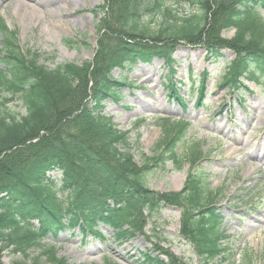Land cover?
Returning <instances> with one entry per match:
<instances>
[{
  "label": "trees",
  "instance_id": "obj_1",
  "mask_svg": "<svg viewBox=\"0 0 264 264\" xmlns=\"http://www.w3.org/2000/svg\"><path fill=\"white\" fill-rule=\"evenodd\" d=\"M108 1L111 10L99 9L112 17L106 29V22L98 24L105 38L94 65L39 66L41 55L25 51L17 31L2 23L0 264L10 247L41 249L39 255L47 254L59 264L45 246L48 235L57 237L76 227L92 232L98 222L115 229L125 222L132 225L131 204H144L141 199L150 197L146 178L154 165L172 161L178 170L186 164L191 170L198 166L199 145L187 144L185 128L171 120L160 125L162 136L153 155L138 164L131 151L130 131L119 129L103 109V102L119 101L122 88L130 85L126 75L114 77L115 69L130 70L154 58L170 64L179 46L201 44L205 36L204 45L216 58L224 57L221 50L229 45L237 51L236 60L225 64L220 85L239 89L243 78L260 80L264 75V0ZM187 3L198 5L199 11L180 9ZM92 11L99 14L96 8ZM232 30L230 39L221 35ZM89 85L93 95L84 103ZM177 86L174 82L175 92ZM78 92L83 93L81 98L75 97ZM19 102L23 113L13 107ZM54 172L57 177H52ZM196 175L189 174L182 191L159 198L185 212L184 224L199 264H229L228 235L215 206L219 193ZM244 264H254L252 257Z\"/></svg>",
  "mask_w": 264,
  "mask_h": 264
},
{
  "label": "rangeland",
  "instance_id": "obj_2",
  "mask_svg": "<svg viewBox=\"0 0 264 264\" xmlns=\"http://www.w3.org/2000/svg\"><path fill=\"white\" fill-rule=\"evenodd\" d=\"M100 7L105 12L113 8L108 0H0V28L6 23L16 30L19 45L41 55L39 66L54 68L64 62L94 65L105 38L98 24L106 22V29L112 17L102 14ZM94 8L100 15L92 11ZM180 9L199 11V6L187 3ZM233 34L232 30L221 35L230 39ZM204 39L197 46H180L171 71L159 59L138 62L130 70L115 69L114 77L126 75L131 86L122 88L119 101L111 98L103 102V109L119 129L130 130L131 151L139 165L153 155L161 139L162 116L183 120L180 125L187 129V141L199 143L202 151L196 172L219 193L218 208L228 235L226 246L232 250L229 264H244L248 256L254 264H264V83L245 79L240 94L243 101H237L232 90L219 85L225 64L236 60L237 51L228 44L222 51L224 57L215 58L207 53ZM2 41L0 34V56ZM204 73L206 105L199 108L195 100ZM169 77L186 80L182 96L194 91L186 105L168 93L165 84ZM91 86L84 103L93 95ZM82 94L75 93V97ZM21 104L13 107L23 113ZM189 173L188 166L178 171L170 161L154 165L146 178L150 197L141 199L144 204H131L132 225L119 224L117 234L115 228L99 225L102 236L85 233L84 241L79 230L63 232L59 238L48 235L45 246L59 264H148V258L150 264L155 258L157 264H199L184 224L185 212L159 198L168 191L182 190ZM57 176V172L52 173V177ZM39 250L10 247L3 252V264H54L49 255H39Z\"/></svg>",
  "mask_w": 264,
  "mask_h": 264
},
{
  "label": "bare ground",
  "instance_id": "obj_3",
  "mask_svg": "<svg viewBox=\"0 0 264 264\" xmlns=\"http://www.w3.org/2000/svg\"><path fill=\"white\" fill-rule=\"evenodd\" d=\"M22 3H24V5H27V3H25L24 1H22Z\"/></svg>",
  "mask_w": 264,
  "mask_h": 264
}]
</instances>
